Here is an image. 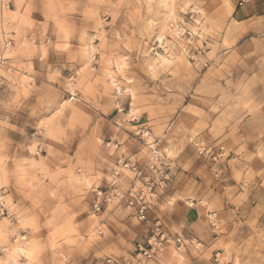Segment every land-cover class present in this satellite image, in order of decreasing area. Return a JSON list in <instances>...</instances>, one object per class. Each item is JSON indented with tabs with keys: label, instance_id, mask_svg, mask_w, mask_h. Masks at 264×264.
<instances>
[{
	"label": "rangeland",
	"instance_id": "374dc122",
	"mask_svg": "<svg viewBox=\"0 0 264 264\" xmlns=\"http://www.w3.org/2000/svg\"><path fill=\"white\" fill-rule=\"evenodd\" d=\"M232 6L0 0V264L132 259L157 220L171 238L194 241L182 249L170 241L136 264H264L262 207L234 202L222 213L199 203L189 225L184 206L197 200L175 194L172 177L171 143L180 141L217 180L222 158L243 155L246 178L264 188V132L248 156L235 153L228 132L238 115L264 113V26L247 33ZM141 126L160 140L168 187L146 221L116 203L93 212L94 188L114 180L118 156H152L133 134Z\"/></svg>",
	"mask_w": 264,
	"mask_h": 264
},
{
	"label": "crops",
	"instance_id": "0c3cea01",
	"mask_svg": "<svg viewBox=\"0 0 264 264\" xmlns=\"http://www.w3.org/2000/svg\"><path fill=\"white\" fill-rule=\"evenodd\" d=\"M232 3L231 16L234 21L250 26L247 33H250V30H256L261 23L264 26V0H232ZM245 33L242 34L246 35ZM255 34L258 33L255 32ZM238 116H242V119H233L229 123L228 132L238 137L237 143L232 142L235 153L243 149L242 153L248 156L255 151V134L264 132V113L259 117L251 116L249 113ZM257 118L259 123L255 124L254 121ZM171 147L176 155L172 167L174 193L187 201L197 200L196 204L184 206L182 220L187 224L192 225L193 216L202 211L199 203L204 204V207H213L215 212L222 211V213L229 212L234 202L246 206L251 204L253 210L258 206L264 210V188L255 184V180L246 178L250 162L246 161L243 155L222 158V178L219 177L217 180L209 161L189 155L190 149L188 146L183 148L180 141H172ZM239 172H241V178L238 175ZM257 192L259 195H256ZM262 215L263 213L259 214L258 221L261 220Z\"/></svg>",
	"mask_w": 264,
	"mask_h": 264
},
{
	"label": "built area",
	"instance_id": "2783aa9c",
	"mask_svg": "<svg viewBox=\"0 0 264 264\" xmlns=\"http://www.w3.org/2000/svg\"><path fill=\"white\" fill-rule=\"evenodd\" d=\"M136 138L149 147L152 156L146 160L121 154L117 158L115 167L111 170L114 180L106 186H96L93 191L92 210L100 212L110 203H116L129 210L138 220L146 221L158 200L159 196L168 187L170 173L166 159L158 152L160 140H150L148 128L143 126L133 132ZM118 141H108V147H119ZM222 154L225 150L222 145ZM131 176L130 182L123 186L118 181L122 174ZM170 241L178 244V248H185L193 239L178 236L171 238L157 220L152 232L142 240L136 241V255L132 259L107 256L97 260L94 264H136V259L147 260L154 258Z\"/></svg>",
	"mask_w": 264,
	"mask_h": 264
},
{
	"label": "snow or ice",
	"instance_id": "6c2138e0",
	"mask_svg": "<svg viewBox=\"0 0 264 264\" xmlns=\"http://www.w3.org/2000/svg\"><path fill=\"white\" fill-rule=\"evenodd\" d=\"M169 155H171V153H169Z\"/></svg>",
	"mask_w": 264,
	"mask_h": 264
}]
</instances>
